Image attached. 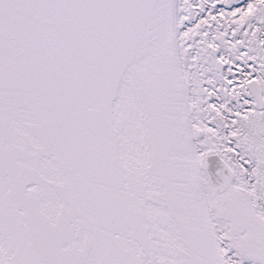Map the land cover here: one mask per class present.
I'll return each instance as SVG.
<instances>
[{"label":"snow or ice","instance_id":"1","mask_svg":"<svg viewBox=\"0 0 264 264\" xmlns=\"http://www.w3.org/2000/svg\"><path fill=\"white\" fill-rule=\"evenodd\" d=\"M0 264H264V0H0Z\"/></svg>","mask_w":264,"mask_h":264}]
</instances>
